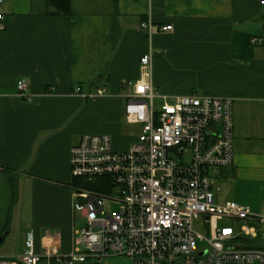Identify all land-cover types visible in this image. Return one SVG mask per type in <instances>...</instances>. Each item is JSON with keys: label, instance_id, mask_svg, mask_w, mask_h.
<instances>
[{"label": "crops", "instance_id": "obj_1", "mask_svg": "<svg viewBox=\"0 0 264 264\" xmlns=\"http://www.w3.org/2000/svg\"><path fill=\"white\" fill-rule=\"evenodd\" d=\"M51 1L0 7V264L20 263L31 237L38 264L72 254L71 149L85 135H108L118 151L137 141L125 136L126 84L149 53L162 97L234 99L235 162L220 198L264 215V44H251L263 0H70L69 16Z\"/></svg>", "mask_w": 264, "mask_h": 264}, {"label": "built area", "instance_id": "obj_2", "mask_svg": "<svg viewBox=\"0 0 264 264\" xmlns=\"http://www.w3.org/2000/svg\"><path fill=\"white\" fill-rule=\"evenodd\" d=\"M3 20L0 13V31ZM142 28L152 34L151 22ZM251 44H264V30ZM140 64V79L126 84L131 93L124 109L126 122L140 127L137 141L118 151L108 135H85L71 149L73 178L101 182L99 191L73 188L75 215L85 225L74 231L72 254L54 259L56 264H100L113 257L131 264H264V247L248 239L264 233V215L217 198L222 170L235 162L234 99L162 97L152 80V55ZM17 91L31 99L27 80L17 82ZM105 201L118 210L106 211ZM197 221L206 234L196 230ZM33 244L31 237L18 264L41 262Z\"/></svg>", "mask_w": 264, "mask_h": 264}, {"label": "rangeland", "instance_id": "obj_3", "mask_svg": "<svg viewBox=\"0 0 264 264\" xmlns=\"http://www.w3.org/2000/svg\"><path fill=\"white\" fill-rule=\"evenodd\" d=\"M155 104L157 108H161V106L163 105V101L162 100H155ZM140 133V127L139 126H132V125H127L126 127V133L125 136L126 138H130L132 139L135 136H138V134ZM219 184V183H218ZM222 188V187H221ZM223 191L218 192L217 193V198H218V202L219 203H226V202H230L231 200H221L223 198H220ZM247 207V206H246ZM253 207V206H252ZM104 208L106 211H111V212H116L119 208V205L115 202H110V201H105L104 203ZM254 208V207H253ZM257 210V208H254ZM258 211V210H257ZM254 214H263L261 210H259V212H255L253 211ZM249 224V223H246ZM75 225H76V229H79L81 227H83L85 225L84 220L82 219V217L80 215H77L76 217V221H75ZM195 228L196 230H198L200 233L202 234H206L203 224L201 221H197L195 223ZM264 233H259L258 234V238L257 239H253V238H248L249 240L253 241L255 243V245L258 248L264 247ZM104 264H131V261L129 259H120L117 257H113V258H108L105 261H103Z\"/></svg>", "mask_w": 264, "mask_h": 264}, {"label": "trees", "instance_id": "obj_4", "mask_svg": "<svg viewBox=\"0 0 264 264\" xmlns=\"http://www.w3.org/2000/svg\"><path fill=\"white\" fill-rule=\"evenodd\" d=\"M50 5H55L57 7V13L62 15L69 16L71 14V6L70 0H59L58 2H50ZM95 181L92 183L85 182L80 178H73L72 187L75 188H83L86 190L99 191V182ZM101 182V181H100ZM52 264H56L55 260H52Z\"/></svg>", "mask_w": 264, "mask_h": 264}]
</instances>
